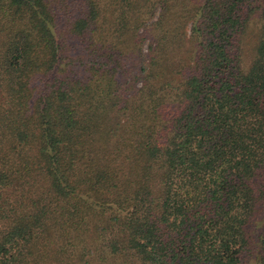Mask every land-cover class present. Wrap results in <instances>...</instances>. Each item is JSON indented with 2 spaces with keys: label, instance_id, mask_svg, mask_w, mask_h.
Instances as JSON below:
<instances>
[{
  "label": "trees",
  "instance_id": "obj_1",
  "mask_svg": "<svg viewBox=\"0 0 264 264\" xmlns=\"http://www.w3.org/2000/svg\"><path fill=\"white\" fill-rule=\"evenodd\" d=\"M0 264H264V0H0Z\"/></svg>",
  "mask_w": 264,
  "mask_h": 264
},
{
  "label": "rangeland",
  "instance_id": "obj_2",
  "mask_svg": "<svg viewBox=\"0 0 264 264\" xmlns=\"http://www.w3.org/2000/svg\"><path fill=\"white\" fill-rule=\"evenodd\" d=\"M250 46H251V43H248V45H247V49H249L250 48ZM249 52V51H248Z\"/></svg>",
  "mask_w": 264,
  "mask_h": 264
}]
</instances>
